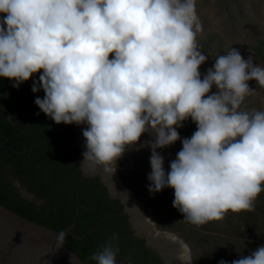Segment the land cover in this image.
Instances as JSON below:
<instances>
[{
	"label": "clouds",
	"instance_id": "obj_1",
	"mask_svg": "<svg viewBox=\"0 0 264 264\" xmlns=\"http://www.w3.org/2000/svg\"><path fill=\"white\" fill-rule=\"evenodd\" d=\"M195 2L0 0V77L19 87L42 70L31 89L45 93L39 109L57 124L88 125L82 163L117 161L152 130L148 190L174 189L173 207L200 226L253 211L264 192V110H239L254 91L248 81L264 87V67L232 48L201 79ZM189 118L197 130L166 173L157 149L180 140ZM117 240L113 233L88 260L117 264ZM180 247L176 258L191 264L188 245ZM231 264H264V245Z\"/></svg>",
	"mask_w": 264,
	"mask_h": 264
},
{
	"label": "trees",
	"instance_id": "obj_2",
	"mask_svg": "<svg viewBox=\"0 0 264 264\" xmlns=\"http://www.w3.org/2000/svg\"><path fill=\"white\" fill-rule=\"evenodd\" d=\"M256 4L255 0H217L216 15L224 29L220 32L212 26L202 6L195 2L202 26L196 36L197 45L207 57L199 69L201 79L213 67L218 55L227 54L232 48L238 50L235 43L242 37L252 40V54L264 67V35L254 20ZM31 80L34 78L13 87L14 81L0 77V142L8 138L10 131L2 116V106L12 92L6 109L7 115L17 124L11 146L17 150L26 148L28 153L18 155L0 150V205L58 232L66 230L79 208L75 228L71 231L75 238H67L65 244L86 263H95L88 260L89 255L117 233L115 243L120 251L116 259L125 260L130 256L123 264H164L158 253L130 230L123 206L119 200L109 197L100 177L82 175L78 163L80 152L72 143V125L57 124L39 109L34 101L37 97L42 99L45 93L39 90L27 94ZM248 84L254 90L250 81ZM215 89L213 86L211 93ZM261 109L255 90L245 96L239 108L249 113ZM196 130L197 125L191 118L185 120L183 127L177 128L181 138L177 141L190 138ZM154 135L152 130L145 132L137 144L127 146L124 154L109 165L117 170L124 185L144 205L157 228L183 239L190 247L195 264H220L222 260L231 264L243 255H250L255 247L264 245V192L255 200L253 211L237 213L238 222L233 228L226 225L225 216L200 226L184 221V215L172 205L174 189L170 187L150 193L151 182L147 177L151 172V148L147 142L154 141ZM169 147L157 149L164 158V165L170 159L167 158ZM13 180H19L35 195V200L23 198ZM83 235V239L77 238Z\"/></svg>",
	"mask_w": 264,
	"mask_h": 264
},
{
	"label": "water",
	"instance_id": "obj_3",
	"mask_svg": "<svg viewBox=\"0 0 264 264\" xmlns=\"http://www.w3.org/2000/svg\"><path fill=\"white\" fill-rule=\"evenodd\" d=\"M0 17H2V14H0ZM11 95L12 92L7 95L6 102L2 106V116L10 131L8 138L0 142V150H9L14 154L26 155L28 154L26 148L17 150L11 146L17 126L12 117L6 113ZM72 127V143L80 152L78 163L82 175L88 178L100 177L101 182L108 190L109 197L119 200L123 206L124 213L128 215L130 230L133 231L136 237L145 240L146 246L156 251L164 264H183L176 257L181 251V242L183 244L187 243L176 234L159 230L156 227L155 222L147 217L143 204L135 198L133 192L126 189L116 169L109 164L97 165L87 160L82 163L83 152L86 151L83 130L87 128V124L77 125L73 123ZM13 185L22 197L29 201L35 200V195L30 193L19 180H13ZM79 211V208L76 209V215L66 230L58 232L45 225L30 221L11 209L0 205V264H89L84 262L65 244L67 238H75L71 231L75 228ZM61 233L65 234L62 242L58 239ZM165 233L176 236L178 241L174 243L167 239ZM84 237L85 235L77 238L83 239ZM190 256L192 259L191 250ZM129 258L130 256L127 259ZM127 259H116L117 264H123ZM191 264H195L193 259Z\"/></svg>",
	"mask_w": 264,
	"mask_h": 264
},
{
	"label": "rangeland",
	"instance_id": "obj_4",
	"mask_svg": "<svg viewBox=\"0 0 264 264\" xmlns=\"http://www.w3.org/2000/svg\"><path fill=\"white\" fill-rule=\"evenodd\" d=\"M196 2H198L199 5H201L202 8L205 10L206 14L209 15L210 22L212 23V26L216 30H218L220 32H224V29L222 28L221 22L219 21L220 19H218L217 15H216L217 14V0H196ZM255 3H257L256 5L258 7H257V11H254V17H255L254 20L257 22V24H259V28L261 29V32L264 35V0H255ZM251 44H252V40L251 39H246L245 37L240 38L235 43L236 47L238 48L239 52L241 53V55H242V57L244 59H247L249 57V55L253 56L252 51H251ZM253 59H254V63L256 65L260 66V63L258 62V60L254 56H253ZM250 83H251L252 88L258 94V97L260 99L261 106H262L261 110H264V87L259 86L256 83V81H254V80L250 81ZM217 91H218V89L216 88L213 93H215ZM87 127H88V125H87ZM169 148H170L169 149V156H167V158H170V159H168L169 162H167L164 165V170H165L166 173L170 171V163H171V161L176 159L177 151L179 152L180 150H182V143L176 141L174 144L170 145ZM125 187H126V189L130 190L131 192H133L126 185H125ZM143 207H144V205H143ZM144 211L146 212L145 207H144ZM229 212H230L229 214H226L228 216L224 215L225 216L224 218L226 220L225 221L226 225L227 226H231L233 228L235 225H237L238 216H237V213H234V212H231V211H229ZM146 215H147V217H150L147 214V212H146ZM257 248L258 247H255V250Z\"/></svg>",
	"mask_w": 264,
	"mask_h": 264
},
{
	"label": "flooded vegetation",
	"instance_id": "obj_5",
	"mask_svg": "<svg viewBox=\"0 0 264 264\" xmlns=\"http://www.w3.org/2000/svg\"><path fill=\"white\" fill-rule=\"evenodd\" d=\"M42 74V70H41V72H38V73H35L32 77L34 78V80H31L29 83H28V92H27V94H30L32 91H31V89L29 88L30 86H33V82L34 81H38L39 80V76ZM41 91H43V89L41 88L40 89ZM72 125V124H71ZM73 128V127H72ZM80 166V165H79ZM82 173V172H81ZM22 184V183H21ZM22 196V195H21ZM24 198V197H23Z\"/></svg>",
	"mask_w": 264,
	"mask_h": 264
}]
</instances>
